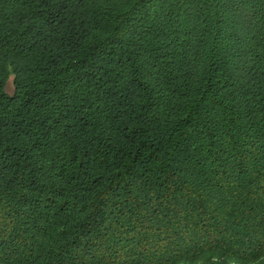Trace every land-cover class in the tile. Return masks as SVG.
Here are the masks:
<instances>
[{"label": "trees", "instance_id": "1", "mask_svg": "<svg viewBox=\"0 0 264 264\" xmlns=\"http://www.w3.org/2000/svg\"><path fill=\"white\" fill-rule=\"evenodd\" d=\"M0 264H264V0H0Z\"/></svg>", "mask_w": 264, "mask_h": 264}, {"label": "rangeland", "instance_id": "2", "mask_svg": "<svg viewBox=\"0 0 264 264\" xmlns=\"http://www.w3.org/2000/svg\"><path fill=\"white\" fill-rule=\"evenodd\" d=\"M7 93L8 94H11L12 93V88H11V83L9 82V84H8V87H7Z\"/></svg>", "mask_w": 264, "mask_h": 264}]
</instances>
